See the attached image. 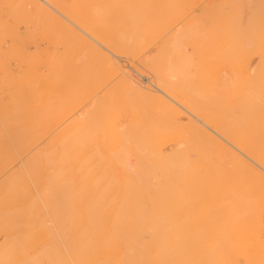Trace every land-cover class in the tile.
<instances>
[{"label":"bare ground","instance_id":"bare-ground-1","mask_svg":"<svg viewBox=\"0 0 264 264\" xmlns=\"http://www.w3.org/2000/svg\"><path fill=\"white\" fill-rule=\"evenodd\" d=\"M24 1H22V3H25ZM34 1H36V0H34ZM37 1H39V2H35L33 4V0H31V2H29V3L30 4L32 3L33 4L32 6H35L34 9L36 10V13L38 15H41L39 13L44 14L45 18L47 19L46 21L48 23L46 21L45 22L47 24H49V26L48 25L44 26L45 28L48 26V31H49L48 33H50V30H52V31H54V33L56 32L57 35L59 33V35L63 34L65 37L66 36L70 37L71 40H73L72 45L75 44V46H76V44H77V46H80L79 48H81V47L83 48L82 54L84 52L86 53L85 50H88L89 60H90V69L88 68V70H90L89 72L91 75L90 77L89 76L88 77L90 79H92L94 76V78L92 80H90L89 78H88L89 80L87 79V81H89V83L92 82L91 84L97 88L100 86L102 87V85L108 81L111 83H112V81H115L113 83V85L115 84V85L120 86L121 89L117 88L114 85L117 88V90H120V92L123 89L122 92H124V90H125V93L128 95H131V97L134 96V98L136 97V98L142 99V100L146 99V100H149V102L151 99H155L153 101L154 104L160 105V102H159V99L161 100L160 96H158V95L154 96L150 89L139 84V82L132 75L126 73L124 70H120L119 66L117 65V63L114 60L115 59L114 56L119 58V56L131 55L133 57L139 58L141 65L143 64L144 67L146 66L147 70L149 68L152 69L154 72L152 74V76H154V78H156L157 69H156V66L154 65L153 56H152L153 54L151 55L150 53H143L144 48L142 46H144V45H142L141 43L145 42V40L144 41L142 40L144 35H146V37L148 35V37L146 38V41H149V39H151L152 36H155L156 35L155 33L161 29V27H162L161 25L166 23V21L163 22V19L165 20L166 18H163L162 14L160 15L161 16L160 17L158 15V12H159V9H160V11H161V9L164 10L163 5H161L163 8L162 7L160 8L159 4L160 3L163 4V1H165L164 2V4H165L167 0H148L147 2H145L144 0H74L73 4L69 0L71 2V3L67 4L69 6L64 5V3L62 4V2H60V3L58 2V4H59L58 5V4H56V2H54L55 0H37ZM173 1L174 0H172V2ZM177 1H181V0H177ZM184 1L183 2L185 4L187 1L186 0H184ZM191 1H194V0H191ZM258 1H260V0H258ZM263 1L264 0H262L261 2H263ZM12 2H13V0H12ZM172 2L170 1V3H172ZM167 3H169V2H167ZM173 3L171 5L172 7L174 5ZM177 3L175 5H177ZM191 3H193V2H191ZM191 3H189V4H191ZM234 3H236V2H234ZM18 4H20L21 7L23 6L21 3H18ZM20 5H18V6L20 7ZM15 6L17 8L16 3H15ZM168 6L170 7V4H168ZM252 6H254V5H252ZM8 7H10V6H8ZM19 7L17 8L18 10H20V8H21V7L20 8ZM240 8H241V6H240ZM167 9H168V7H167ZM177 9H176V6H174L173 10L175 11ZM207 9H208V7H207ZM214 9H213V12H214ZM231 9L234 10L233 7ZM231 9H230V11H231ZM7 10L8 9H6V11ZM12 10H13V7H12ZM16 10H15V12H16ZM23 10L25 12L27 9L25 10V8H23ZM23 10L21 12H23ZM163 10L161 12H163V13L165 12V15L168 14L166 16H169L170 13L171 14L174 13V12H172L173 10H171L170 8H169V10H167L168 12L171 11L170 13H166V11H163ZM224 11H226V10H224ZM251 11H252V9H251ZM29 12L30 11H28L27 13H29ZM32 12H34L33 9H32ZM147 12L149 13V15L147 14ZM227 12L229 13V11H227ZM232 12H230L231 16L233 14H235V13L232 14ZM234 12H236V11H234ZM11 13L13 14L14 12H11ZM11 13H10V16L12 15ZM36 13H34L35 17H36ZM230 13H229V15H230ZM210 14H212V12ZM217 14H219V13H216V15ZM24 15H26V14H23L22 16H24ZM27 15H30V14H27ZM27 15H26V17H28ZM157 15L160 18H163L162 20L159 18L162 21V24H160V26L157 25V23L161 22V21L158 22V16ZM223 15L225 16V14H223ZM8 16H9V14H8ZM31 16H33V15L31 14ZM166 16H164V17H166ZM251 16L255 17V15H251ZM15 17H14V19H15ZM36 18H38V17H36ZM231 18H233V17H231ZM39 19L40 18H38V20ZM212 19H213V17H212ZM238 19L240 20V17H238ZM38 20H36V21H38ZM235 20H236V18H235ZM252 20H254V19L252 18ZM17 21L14 20V22H17ZM25 21L27 22V19ZM39 21H41V19ZM230 21H231V19H230ZM249 21H250V19H249ZM5 22H6V20L4 21L3 24H5ZM29 22H31V21H29ZM216 22H218V21H216ZM223 22H224V20H223ZM223 22L220 23V25H225V24H223ZM243 22H244V20H243ZM243 22H241L240 24H242ZM155 23L157 26L155 25ZM230 23L232 25V21L227 22V24H230ZM233 23L235 24L236 22H233ZM249 23H251V21ZM27 24H28V22H27ZM27 24H26V26H27ZM217 24L218 23H216V25ZM7 25L8 24H6L5 26H7ZM154 25L156 26L155 28H153ZM216 25H214V26H216ZM250 25L251 24H249L248 26H250ZM253 25H255V23L254 24L252 23V26ZM5 26L3 28H5ZM158 26L160 28H157ZM227 26H229V25H227ZM243 26H244V24H243ZM243 26H241V27H243ZM0 27H1V25H0ZM241 27H239V28H241ZM15 28H16V26H15ZM49 28H50V30H49ZM200 28H204V27H200ZM218 28L220 30V27H218ZM225 28L226 27H223V29H225ZM236 28L237 27L235 25V29ZM244 28H245V26L243 27V30L240 29V31L241 32L245 31ZM5 29H3L4 32H5ZM154 29H155V31H154ZM156 29H158V31ZM235 29H234V31H235ZM238 29H236L235 34H234V32H232V33L234 35H236V33L238 34L239 33ZM1 30H0V32H1ZM201 30H203V29H201ZM44 31L47 32L46 30H44ZM224 31L227 32L226 29ZM231 31H233V28ZM248 31H246V33ZM4 32H1L3 34V36H5ZM15 33H16V30H15ZM199 33H201V32H199ZM246 33L243 32L242 34L246 35ZM248 33H250V32H248ZM153 34H155V35H153ZM219 34H220V32H219ZM224 35L221 36V34H220V37H223ZM226 35H228V32ZM234 35H231V36L236 37ZM245 35H244V38L247 37V36L245 37ZM254 35H256V34H254ZM2 38L3 37H1L0 39H2ZM86 38H89V40L92 42H88L86 40ZM250 38H252V37H250ZM230 39H232V38H230ZM240 39L243 41L242 38H240ZM54 40H55V37H54ZM61 40H63L62 36H61ZM221 40H223V39H221ZM174 41L175 40H173V42ZM232 41H233V39H232ZM167 42H169V41H167ZM167 42H165V43H167ZM17 43H18V41H17ZM171 43H169V45H172ZM228 43H229V41L227 42V44ZM225 44L222 43V45L226 46L227 44L226 45ZM234 44L236 45L238 43H234ZM220 45H221V43H220ZM229 45H231V44L229 43ZM229 45L227 48L230 47ZM166 46H167V44H166ZM165 47H164V49H165ZM220 47L222 48V46H220ZM220 47H218V48H220ZM9 48L12 49V46ZM227 48H226V50H227ZM11 49H9V50L11 51ZM63 50H65V48ZM173 50H174V48H173ZM224 50H225V47H224ZM229 50H230V48H229ZM239 50H241V49H239ZM239 50L237 51V53H239V55H240ZM245 50L247 51V49H245ZM10 51H9V53H11V56L16 55V57H17V54L12 55L13 52H10ZM17 51H18V49H17ZM80 52H78V54ZM168 52H169V50H168ZM170 52H171V50H170ZM222 52H223V50H222ZM253 52H255V51H253ZM174 53L175 52H173V54ZM220 54L222 56H224L222 53H220ZM242 54L244 55V53H242ZM68 55H69V53L67 54V56ZM79 56H80V54H79ZM177 56L179 57V54ZM82 57L83 56H81V58ZM170 57H172V55ZM181 57H182V55H181ZM236 57L239 58L238 55ZM17 58H15V59H17ZM67 58H65V59H67ZM177 58H176V60H177ZM241 58H242V56H241ZM243 58H245V57H243ZM69 59L71 60L70 57H69ZM171 59H173V58H170L169 60H171ZM49 60H50V57H49ZM79 60L81 61L82 59H79ZM232 60H236V58L231 59V61ZM16 61H18V60H16ZM245 61H247V60H245ZM183 62H184V60H183ZM239 62L238 63L234 62V63H235V65L237 63V66H238V64H241ZM79 63H77V64L80 65ZM172 63H173V61H172ZM175 63L177 64V61ZM175 63H173V64H175ZM184 63H186V62H184ZM228 63H230V62H228ZM77 64L73 65V66H75V68H76V67H78ZM166 64H167V62H166ZM170 65H171V62H170ZM164 66H167V65H164ZM164 68H166V67H164ZM169 68L171 69L172 67H169ZM7 69H9V68H7ZM72 69L74 70V68H72ZM245 69L246 68H244V70ZM76 70L78 71V68H76L75 71ZM161 70H160V72H161ZM167 70H168V68H167ZM167 70H165V71H167ZM214 70H216V69H214ZM75 71H73V72H75ZM165 71H163V72H165ZM84 72H86V71H84ZM233 72H235V71H233ZM67 73L65 76H67ZM165 73H167V72H165ZM177 73L179 74V72H177ZM213 73H214V71H213ZM242 73H244V72H242ZM242 73H240V74H242ZM138 74H140V73H138ZM63 75H61V77ZM168 75L169 74H167L166 77ZM223 76H224V74H223ZM4 77H8V76L4 75ZM54 77H56V76H54ZM182 77H183V75H182ZM28 78L29 77H27L26 82L29 80ZM36 78H38V77H36ZM160 78H163V77H160ZM184 78H185V76H184ZM23 79H26V78H23ZM17 80H18V78H17ZM66 80H68V79H66ZM76 80H78V78ZM76 80H74V81H76ZM167 80H168V84H169V79H167ZM167 80H166V83H167ZM183 80H185V79H183ZM51 81H53V80H51ZM93 81L95 84H93ZM181 81H182V79H181ZM250 81H251V79L249 81L244 80V84L249 83L248 84V86H249L251 84ZM159 82H160V85L161 84L163 85L165 83L164 81L162 83L160 80H159ZM188 82L189 81H187V83ZM12 84H14V83H12ZM67 84H66V87H67ZM106 84H105V86H107ZM171 84H172V82H171ZM252 84H253V82H252ZM40 85L44 86L45 83H42ZM47 85H45L44 87L42 86V88L44 89L42 91H45V92H43L45 96L48 97L49 95H52V93L54 94L55 92H53V91H55V90H56V92H58L57 89H52L50 87H46ZM56 85H58V84H56ZM92 85H91V87H92ZM164 85H166V84H164ZM186 86H187V84H186ZM89 87H90V84H89ZM89 87L87 89L91 88V87L90 88ZM236 87H237V85H236ZM250 87H248V88H250ZM46 88H48V89H46ZM109 88H106L108 93L111 92V89L109 90ZM178 88H180V87L178 86ZM189 88H190V86H189ZM51 89H52V91H50ZM93 89L94 88L92 87V89H90V90H93ZM170 89H171V87H170ZM228 89H227V91H228V95H229ZM27 90H29V89H27ZM47 90L49 92H52V93L46 94V92H48ZM159 90L162 91L161 89H159ZM186 90H188V89H186ZM233 90H235V89H233ZM245 90L244 91L242 90V92H241L243 94V96L240 92L237 94L239 96H237V99L234 100L235 104H237L238 106H241L242 107L241 110H243V107H247L248 109H250V106H252L255 109V105L257 102V100L255 98L256 96L254 95L255 92L252 93L253 89L251 91H250V89H249V91H245ZM24 91H23V94L26 95L24 93ZM102 91L104 92L103 87H102ZM178 91L180 92V90H178ZM63 93H65V92H63ZM83 93H85V92H83ZM111 93H114V91ZM115 93H116V91H115ZM162 93L165 95V97H168L172 102L180 105L182 108H185L179 102L175 101V99L172 98V97H175L173 94L170 93V95H172V97H171L170 95H167L168 93H165L164 91H162ZM183 93H186V92H183ZM234 93H236V92H234ZM234 93L232 95H229V96L236 95ZM8 94H9V92H8ZM21 94H22V91H21ZM58 94H60V93H58ZM179 94L180 93H178V95ZM4 95H6V94H4ZM10 95H12V92ZM24 95L21 96V99L24 98ZM104 95H106V94H104ZM111 95L112 94L109 95V98H108V96H106V100H105V97L103 98L100 94L99 98H103V99H102V101H99L98 98L95 100L96 106H94V108H95V109H93L94 111L93 110L90 111L91 112L90 115H92V112L94 113L98 108L101 109V106L103 104L108 105L107 102H109V106H110L111 102H112V105H114L115 95L114 96L112 95V98L114 97V99L110 100ZM186 95H188V94H186ZM0 96H2V93ZM156 96H158L159 99ZM12 97H14V96H12ZM25 97H27V95ZM52 97L54 98L55 95L49 96L48 99L49 98L51 99ZM61 97H62V95H61ZM50 99H49V101H50ZM201 99H200V101H201ZM1 100H3V99L1 98ZM9 100H10V98H9ZM24 100H26V99H24ZM55 100H57V99H55ZM62 100H64V97ZM190 100L191 99L189 98V102H190ZM20 101H22V100H20ZM51 101H52V99H51ZM96 101L99 102L100 104L97 103ZM10 102H12V101H10ZM53 102H55V101H53ZM146 102L148 103V101H146ZM151 102L148 103L147 105L151 104ZM164 102H165V100H164ZM183 103L184 104L186 103L185 100ZM190 103H192V102H190ZM261 103H263V102H261ZM14 104H16V103L14 102L12 105H14ZM30 104L28 103L27 106H29ZM168 104H167V102L164 103V105H166L165 107L163 105L164 110L167 109V111H168V106H170V108L173 107V106H171V104L170 105H168ZM106 105H105V107H106ZM260 105L261 104H259V106ZM263 106H264V104H263ZM13 107L14 106H12V108H9L8 110H10V109L13 110ZM45 107L47 109L48 106H45V104H44L43 106L39 107L38 109H31L32 107L30 109H27L28 112L25 115L26 119L24 120V123H19V124H17V126H15L13 123L10 124V122H7V120H10L9 117L11 116V113H10L9 117H8V115L0 116V126H2V127H0V179L6 178L7 176H9V180H10L9 183H7L4 187L5 191H4L3 195L5 196V198H2L0 196V199H1L0 200V206H2L1 205V204H3L2 202L6 201L9 198V200L14 199V201L23 203V205H24L23 208L25 210L32 211L34 208V206H33L34 204L32 203V199L29 198L30 187L27 183V179L37 180V179L41 178L43 171L46 170V168H48V170H49L48 166H51V165H54L57 168V169L55 168L56 172L54 171L55 175H57L58 173L59 174L60 173H67L69 175V173H73V172H76L75 175H79L82 172L83 178H84V176L87 177L88 174H92V176L94 174L95 175L94 177L96 180L99 179V177H98L99 175H104L106 173L109 174V172H111V173H115L114 176L116 174H117V176L119 175V178L116 177L119 181L114 180V181H118V182L117 183L115 182L116 184L115 183L113 184L112 180L114 177L112 178V180L110 182L113 185L111 183H109V193L107 196L104 194L97 195V196L96 195H90L87 197V200L84 201V197L82 196L81 193H79V187L80 186L77 188L78 193H76V194H70V193H66V192L63 193L62 191H59L57 188H54L51 185H49V187L45 190L46 195L50 196L53 200L51 202V204H49V207L52 209L54 207H59V206L69 207L72 203L73 204L75 203L77 206V210H80L82 212L84 211V209H86V210L89 209L88 211L97 210L99 208L104 209L106 207L109 209V211H110V222H111L110 233H109L110 234L109 235L110 236V238H109L110 239V249H109V255L104 259V261H106V264H258V262L260 261V258L262 257L261 254L264 253V249H262V247L260 246L259 234L250 232L249 229L246 227V224L244 223L248 220H253V219L257 218V216L259 218H261L262 214H264V143H262V144L259 143L260 140L257 137L258 132H256V129H254L255 131L254 130L251 131V129H253V128L251 127V129H250L249 128L250 125L249 126L247 125L249 129L248 128H247V130L244 129V131L243 130L240 131L242 129V127L240 129L238 125L237 126L235 125L236 126L235 128L238 127L240 129L239 131H230V130L226 129L223 131V133L219 134L220 138L225 142L224 144H219L220 142L217 143L218 142L217 139H215L213 136V138H214L213 140L217 144L216 145L214 144L215 146L210 144V146H213V147L208 148V149H204V148L197 149L195 152L196 156L191 155V156H194V158L191 159V157H189V154L191 152L189 151L190 153H188L187 151L180 148L183 146H180V147L177 146V148H179V149H173L170 153H169V151H168V153H166L164 151V149L161 148V146L157 143L158 141H156V139H158V137L160 138L161 134L166 135L165 131L168 128H169L168 129V131H169L170 127H171V126L167 125L165 127L166 130L164 129V126L162 128L163 124L161 125L160 121L162 120L163 117H166L167 113L163 114V112H158L159 114L162 113V114H160L161 116L163 115V117L160 116L161 120H157V121H159L158 124L161 125V126H159L160 130L163 129L162 132L163 131L164 132L162 133L159 130L160 133L158 134L156 131L155 133H157V134H155V135L152 134L154 132H152V133L147 132L148 133V135H147V134H145L144 129H142L140 131V133L142 134V137H143V133H144V137L140 138V141H141L140 143H142V140L145 137L149 136V134L153 135L154 139L156 138L154 141L153 138H151L152 136L151 137L149 136L151 138V139L150 138L149 139L151 140V143H153V145L150 143L144 144L146 146L145 148L146 149L148 148L149 149L148 151H150L149 152L150 155L144 153V154H146V156L148 155V157H146V156H142L143 153L139 147L140 145H143V143H145L146 140L145 141L143 140V143L140 144V143H136V142H139L138 140L136 142H133L135 139H133V137L129 136L133 140V141L131 140L133 142V143H131L127 139L128 132L130 133V130H128L127 132H125L126 131L125 130L124 131L125 134L123 136V134L120 133L121 129L118 126H117L118 128L116 127V129H118L117 131L115 128L112 129L111 126L113 127V124L110 123V125H111L110 126L107 123L108 121L106 122V119L107 120L110 119V118H108L110 114L109 115L106 114L107 116H103V118L104 117L106 118L104 120V122H106V123L102 122L103 126L102 125L101 126H99V125L94 126L93 129L100 127L101 132L103 133V131H104L103 128L109 125L108 127H106L108 130H105L106 134L104 135V141L102 142V140H101V142L104 145V148H103V145L101 147L104 149L105 152L107 150L110 151V149H112V148L114 149V151H116V150L117 151L112 152L115 154L114 155L111 154V156H108L107 158L105 157L106 156L105 155L104 159H107V160H105L103 162V160H102L103 157H101L103 154L101 155L100 152L97 151V147L94 146V142H93V140L95 139L94 135L89 133V131H88L89 129H87L88 133L84 131V133L82 132V134H81L83 127L77 125V122L79 121L80 118H82V116H85V114H87V113L89 114V111L84 114L85 109L83 111L77 113V118L75 120L76 125L74 124V122L72 124L73 126L70 125V122L67 124L68 127L69 126L74 127L73 133L75 135L72 136L71 132H69V134H70L69 136H68V134L66 135V133H68V132H64V131L66 130L65 127L67 128V126H64V128L62 127L64 129V131H63V129H61L58 132H62L61 134L65 133L66 137L64 135H60V134H59L60 135L59 137L53 136L52 138H50L51 140H49V141H52L53 138L54 139L57 138L56 144H53V142H52V144H50L51 142L49 143V141H48V144H49L48 149L45 148V145H47V144H44L45 143L44 142L43 147L41 146V148L47 149V151H45V149H42L45 152L40 151L41 149H39V148H36V143H38L37 139H39L41 137L40 134H44L45 132L43 131L44 133H42V130H44L43 124H41L39 122H35V120L33 122L31 120V116H33L34 112L37 110L38 111L36 114H40V112L42 113L45 110ZM70 107L68 106V108L72 111L74 106L71 107L72 109ZM234 107L238 108V107H236V105ZM16 108H14V109H16ZM159 108H160V106H159ZM239 109H240V107H239ZM259 109H261V108H259ZM259 109H257V110H259ZM70 110H68V111H70ZM197 110L199 111V109H197ZM233 110H234V108H233ZM14 111H16V110H14ZM186 111H188V110L186 109ZM246 111L248 113L247 109H246ZM246 111L244 109L245 113H246ZM45 112H43V116H44ZM97 112H98V114L95 113L94 115H100L101 111L100 112L97 111ZM104 112H105V110H104ZM169 112H171V111H169ZM230 112H232V111H229V113ZM235 112H232V114H235ZM19 113H20V111H19ZM136 113L138 115L136 117L139 118L140 112L138 113V111H137ZM153 113H154V110H153ZM153 113H152L153 116H158V114L156 115ZM172 113H173V111H172ZM202 113H204V112H202ZM245 113H244L243 118H245L246 115L249 116L247 113L245 115ZM249 113L252 114L250 112V110H249ZM21 114L22 113L17 114V115H21ZM174 114L177 115V113H174ZM226 114H227V112H226ZM240 114H241V112L239 113V115ZM52 115H54V114L52 113ZM90 115H87L86 117L89 116V119H90L91 118ZM190 115H191V117H193L195 122H197V124H198L195 126L194 130L199 131L198 134H200V133L204 134V137L206 136L205 139L207 138V136L210 137L211 134H208V132L205 130L210 128V122L213 120L210 121L207 118V116H203L201 114H193V112L191 113V111H190ZM211 115H212V113H211ZM228 115L229 114H227V116ZM25 116L23 117V119L25 118ZM43 116L41 115V117H43ZM258 116H256V117L259 118L260 116L259 117ZM17 117H20V116H16L15 117L16 120H17ZM37 117L39 118V116L37 115L35 117L38 120ZM149 117L151 118L152 116H149ZM160 117L158 116L157 118H160ZM169 117L168 116L166 117L167 121L169 120ZM175 117L178 118L179 116H175ZM262 117H264V116H262ZM92 118H93V116H92ZM141 118H142V110H141L140 119ZM152 118H154V117H152ZM171 118H174V117H171ZM235 118L237 120L239 117L235 116ZM240 118H241V116H240ZM246 118H248V117H246ZM251 118L252 117H250V119ZM42 119H44V118H42ZM83 119L84 118L81 119L82 122H83ZM86 119H88V118H86ZM132 119H133V117H132ZM132 119H130V120H132ZM178 119L177 120L174 119L175 120L174 123L176 124V126H177V123L179 122ZM18 120H20V118ZM179 120H182V118ZM85 121L87 122V120H85ZM90 121H92V120L90 119ZM93 121H94V119H93ZM98 121L100 122V120H98ZM136 121L138 122L139 120H135V122ZM152 121H154L153 125L157 124V123H155L156 118H155V120L152 119ZM11 122H12V120H11ZM17 122H19V121H17ZM43 122H45V121H43ZM96 122L97 121L95 120V123L94 122L93 123L96 124ZM133 122H131V123L134 124ZM146 122H144V123L146 124ZM216 122L217 121H215L214 123L216 124ZM240 122H241V120H240ZM248 122H251V121H248ZM260 122H261V120H260ZM163 123L166 124L165 120ZM170 123L171 124L173 123V119H171V122H168V124H170ZM220 123L221 122H219V124ZM78 124H80V123L78 122ZM87 124H89V123H87ZM148 124L149 123H147V125ZM245 124H246V120H245ZM12 125H14V126H12ZM91 125H93V124L91 123ZM147 125H146V127H147ZM172 125L173 126L171 128V131H169L170 133L167 131L168 132L167 137L170 136L169 134L172 135L171 132L175 133L178 136L177 130H176V132H174L175 131L173 129L174 124H172ZM3 126H5V128ZM87 126L89 127L90 125H87ZM87 126H84V127L87 128ZM230 126L233 127L232 123ZM70 127H69V130H71ZM134 127L137 129V127L135 125H134ZM146 127H145V130L147 129ZM153 127H157V125L153 126ZM159 127L158 128H151V129H153V131H154L155 129H159ZM245 127H246V125H245ZM90 128H91V126H90ZM149 128H150V124H149ZM177 128H179V127H177ZM189 128H190V126H189ZM235 128H234V130H235ZM223 129H224V127H223ZM229 129H230V127H229ZM139 130H140V128H139ZM107 131L110 133L109 136L107 135ZM180 131H182V129ZM221 131H222V129H221ZM58 132L56 134L57 136H58ZM92 132H93V130H92ZM131 132H132V130H131ZM98 133H100V132L98 131ZM112 133H114V135L117 137L118 136H121V137L123 136V138L126 137V140L125 139H124V141L122 140V143H124V142L125 143L120 144L121 139H119V137L115 138V136H113V139H111V137L113 135ZM132 133L134 134V132H132ZM136 133H138V132H136ZM140 133L137 134V136L140 135V137H141ZM95 134L98 136L97 132ZM118 134H120V135H118ZM179 134H180V132H179ZM205 134H208V135H205ZM84 135H85V137L83 138ZM261 135H262V133H261ZM101 136H103V135H101ZM101 136L99 135V138ZM106 136L108 138L111 136L110 137L111 140L108 139L109 141H107V142H109V145H107L108 148L110 146V141H113L115 138V140H114L115 142L116 141H117V143L120 142L119 144L123 145V147L125 146L124 148L128 149L130 152L136 151V154H139V152H140L141 155L139 154L136 158V154L134 153L135 158L137 160H135V163H131L128 160L129 156L128 157L126 156L129 154V152L124 153L123 151H125V150H123L122 146L118 145L119 148L117 147L115 149L114 145L112 146V144H111L112 148L110 147L108 149L106 147L107 150H105V144H107V142H105V140H107V138H105ZM137 136L134 138L137 139L138 138ZM196 136H198V135H196ZM167 137L164 136L161 138L164 139ZM172 137L173 136L168 137L167 138L168 141L170 138L172 139ZM185 138L183 136V138H181V139L179 138V141L184 139L185 141L184 140L182 141L184 144V142H186ZM198 138L199 137H197V139ZM200 138H202V135ZM174 139H172V140H174ZM176 140H174V141H176ZM189 140H191V139H189ZM159 141H160V144H163L164 142L166 144L167 140L164 141V140L159 139ZM174 141H172V142H174ZM200 141H202V143L204 145L205 141L203 142V139ZM211 141L212 140L209 138V142H211ZM209 142H208V144H209ZM135 143L138 144V146H135L136 145ZM155 143H157V144H155ZM99 144H101V143H99ZM113 144H114V142H113ZM148 144L150 146H148ZM189 144H191V143H189ZM189 144H188V146H189ZM199 144H200V142H199ZM191 146H192V144H191ZM210 146H208V147H210ZM50 147L53 150H51ZM136 147H138L139 149H137ZM141 147H142V149H144V146H141ZM184 147H185V145H184ZM203 147H206V146H203ZM118 149H120V150H118ZM137 150H139V151H137ZM145 150H143V151H145ZM52 151H54V156H52V154H51ZM47 152H49L50 154H48ZM191 154H193V152ZM9 169H11V170L8 172V174L4 175L7 173V171ZM51 169H52V167H51ZM50 171H52V170H50ZM47 173L45 172V174H47ZM50 173H53V172H50ZM96 173L98 174V176ZM48 175L49 174H47L46 176H48ZM55 175H53V176L50 175V176H51V178L58 176V175L57 176H55ZM70 175H72V174H70ZM108 176H110V175H108ZM88 177H89V175H88ZM90 178H92L91 175H90ZM62 187L67 189L70 186L64 185ZM74 210H76V209H74ZM227 211L228 212H236L238 214L237 216L235 215V218L233 220L235 223H236V221L238 222L236 224V226L226 227L225 225H216V226L200 225V224H198L199 218L198 217L193 218V216H195L196 213L197 214L200 213V214H202L201 215L202 218H206V219L212 221V220L217 218V217L216 218L212 217L211 216L212 214H218V213L220 214L222 212L224 213ZM84 213H87V212H83V214ZM182 213L192 214V215H186V216L192 222L195 221V223L188 228L187 227L179 228L177 226V221L180 219H183L180 217V214H182ZM204 214H205V216H203ZM230 219H233V218H230Z\"/></svg>","mask_w":264,"mask_h":264},{"label":"rangeland","instance_id":"rangeland-1","mask_svg":"<svg viewBox=\"0 0 264 264\" xmlns=\"http://www.w3.org/2000/svg\"><path fill=\"white\" fill-rule=\"evenodd\" d=\"M20 1L21 0H13V2H12V0H9V1L8 0H0V8H1L0 9V20H1L0 21V23H1L0 24L1 25L0 30L2 29L1 32H4L3 29L6 28L5 29L6 33L4 32L5 36H3V34L0 32V36L3 37L2 39H0V95L2 93V96H0V110H1L0 116L8 115V117H9L10 113H11V116L9 117L10 120H7V122H10V124L13 123L15 126H17V124H19V123H24V120L26 119L25 115L28 112L27 109H30L31 107H32L31 109H38L39 107L43 106L44 104H45V106H48L47 109L45 107V110L43 111V112L46 111L44 113L45 117L43 116V112L42 113L40 112V114H36L38 110L34 112L33 116H31V120L33 122L35 120V122H39V123L43 124V127H44V130H42V133H44V132L45 133L40 134L41 137L40 138L38 137L39 138V139H37L38 143H36V148L41 149L40 151H44L42 149H45V148L48 149V146H49L48 141L51 140L50 138H52L53 136L59 137L60 135H64L66 137L67 134H68V136L70 135L69 132L72 133L71 134L72 136L75 135L73 133L74 127H72L73 126L72 124H73V122L75 124V120L77 118V113L83 111L84 109H85L84 114L88 111H89V114L87 113V114H85V116H82V118H84L83 122L81 120L82 118H80L78 121L80 124H78V122H77V125L83 127L81 134H82V132L84 133V131L87 133L89 131V133L94 135V137H95V139H94L95 141L93 140L94 146L97 147V151L100 152L101 155L103 154L101 156V157H103L102 158L103 162L105 160H107V159H104L105 155H106L105 157L107 158L108 156H111V154H113V155L115 154L112 152L117 151V150L114 151V149L112 148L113 145H114L115 149L117 147L119 148V146L123 147V145H120V144L125 143V142L122 143V140L123 141H124V139L126 140V137L123 138V136H124L125 132H127L128 130H130V133L128 132L127 139L131 143L136 142L137 140L139 142H136V143H140L141 142L140 138L144 137V133H143V137H142V134L140 133V131L142 129H144V132L147 135H148V133H152V132H154L152 134L155 135L157 133L159 134L160 132H162L163 129L160 130V127H159L162 124H163L162 128L164 126L165 130H166L165 127L167 125H169V126H171L169 131H171V128L173 126L172 124H174V128H173L175 130L174 132H176V130H177L178 136L175 133L171 132L172 135L169 134L170 136H168V137L173 136L175 139L173 137H172V139H174V140H176L178 137L180 139L183 138V136H184V138L186 136L187 137L185 138L186 142H184V144L182 142L184 139L179 141V138L176 141H174L170 138L171 140L169 139V141H170L169 142L167 139L168 138L167 133L169 132L168 131L169 128H168L165 131L166 135L161 134V137L166 136L167 138H164V139H162L161 137L160 138L158 137V139L155 138L156 141H158L157 143L161 146V148H163L166 153H168V151L170 153L173 149H179V148H177V146L178 147H180V146L184 147V145H185L184 148L183 147H180V148L187 151L188 153L193 152V154H191V153L189 154V157H191V159H193L194 156H196L195 152L199 148L208 149V148L215 146L219 142H220L219 144H224L225 142L220 138L219 134L223 133V131L226 129L230 130V131H239L242 127V129L240 131H242V130L244 131V129L247 130L248 126L250 125L249 128L250 129H251V127L253 128V129H251V131L256 129V132H258L257 137L260 140V141L258 140L259 143L260 144L264 143V117H262V116H264V106H263V104H264V83H263L264 82V44H263L264 43V37H263L264 36V1L261 2L262 0H260V1H258V0H253V1L252 0L251 1L250 0H194V1L186 0L187 2L184 4V2H185L184 0H183L184 2L182 0L181 1L174 0L175 2L176 1L178 2V3L176 2L177 5H175L176 3L174 1H173L174 2L173 3L172 0H167L165 4H164L165 1H163V4L160 3L159 4L160 8L162 7L161 5H163V7H164V10L161 9V11L163 10V11H166V13H170L171 11L168 12L167 10H169V8L171 10H173L174 6H176V9L178 8L177 9L178 11L173 10L172 12H174V13H172V14L170 13L169 16H166L168 14L165 15V12L163 13L159 9L158 15L160 16L162 14V17L166 18V19L164 20L163 18H160L161 16L159 17L157 15L158 16V22L163 19V22L166 21V23L161 25L162 27L159 31H158V29H156L158 32L155 33L156 35L153 34L155 36H152V38L149 39V41H146V38L148 37V35H147V37H146V35H144V37L142 39L143 41L145 40V42H143L144 44L141 43L142 45H144V46H142L144 48L143 53H150L151 55L153 54L152 56H153L154 65L156 66V69H157V75H156L157 79L154 78V76H152V74L154 73L152 69L149 68L147 70L146 66H145L146 67L145 68L143 64L141 65L139 58L133 57L131 55L119 56V58L114 56L115 57L114 60L117 63V65L119 66L120 70H124L126 73L132 75L139 82V84L150 89L154 96L155 95L160 96L162 101L159 99L158 96H156L159 99L160 105L154 104L153 101L155 99H151L150 100V102L152 101L151 104L147 105L148 103H150L149 100H146V99L142 100V99H138L136 97L134 98V96L131 97V95H128L125 93V90H124V92H122L123 89L120 92V90H117V88L121 89L120 86L114 84L117 87L116 88L113 85V83L115 81H112V83L108 81V82H106L107 84L104 83L102 85L104 92L102 91L101 86L97 87V88L95 86H93L91 84L92 82L89 83V81H87V79L91 76L90 72H89L90 70H88V68L90 69V60H89L88 50H85L86 53L84 52L86 55L84 53L82 54L83 48L82 47H81L82 49L79 48L80 46H77V44H76V46H75V44L72 45L73 40H71L70 37H68V36L65 37L63 34L59 35V33L57 35V33L56 32L54 33V31L50 30V28H49L50 33H48L49 32L48 31L49 24H47L48 23L46 21L47 19L45 18L43 13H39L41 15H38L36 13V10L34 9L35 6H32L35 2H39V1L33 0V4L29 3V2H31V0L30 1L29 0H25V1L22 0L25 3H22V1L21 2ZM70 1L73 4L74 0H70ZM70 1L69 0H57V1L55 0L54 2H56V4H58V2L59 3L62 2V4L64 3V5L69 6L67 4L71 3ZM144 1L147 2L148 0H144ZM170 1L174 4L173 7L171 6L172 3H170ZM233 1L236 3H234ZM167 2H169V3H167ZM191 2H193V3H191ZM15 3L17 4V8L19 7L18 5H20L18 3H21L23 5L22 7L20 5V7H21V8L19 7L20 10H18L16 8ZM189 3H191V4H189ZM168 4H170V7L168 6ZM252 5H254V6H252ZM8 6H10V7H8ZM240 6L242 9L240 8ZM12 7H13V10H12ZM167 7H168V9H167ZM207 7H208V9H207ZM232 7L234 10L231 9ZM23 8H25V10L26 9L27 10L24 12ZM6 9H8V10L6 11ZM21 9L23 10L24 13L21 12L22 11ZM32 9L34 10V12H32ZM213 9H214L215 13L213 12ZM230 9H231V11H230ZM251 9H252V11H251ZM15 10H16V12H15ZM224 10H226V11H224ZM28 11H30L31 13L30 12L27 13ZM227 11H229V13L233 11L232 14L233 13H235V14H233L231 16V13L229 15V13ZM234 11H236V12H234ZM11 12H14V13L12 14ZM211 12H212V14H210ZM251 12L252 13L254 12V13L252 14ZM10 13L14 17L16 16L15 19L12 15L10 16ZM34 13H36V17L40 18L41 21H39L40 19L38 20V18H36L34 16L35 15ZM216 13H219V14L216 15ZM238 13L239 14L241 13V14L239 15ZM8 14H9V16H8ZM23 14H26V15L30 14V15H27L28 17H26V15L22 16ZM31 14L33 16H31ZM147 14L149 15L148 12H147ZM223 14H225V16ZM251 15H255V17L251 16ZM164 16H166V17H164ZM212 17H213V19H212ZM231 17H233V18H231ZM238 17H240V20L238 19ZM235 18H236V20L237 19L238 20L236 21ZM252 18L254 20H252ZM26 19H27L28 24L25 21ZM230 19L232 21V25H231V23L227 24L228 21L231 22ZM249 19H250L251 23H249L250 22ZM5 20H6L5 24H3ZM14 20L15 21L20 20V21L14 22ZM36 20H38V21H36ZM223 20H224V22H223ZM243 20H244V22H243ZM29 21H31V22H29ZM216 21H218V22H216ZM222 22L225 25H220V23H222ZM233 22H236V23L234 24ZM241 22H243V23L240 24ZM216 23H218V24L216 25ZM252 23L253 24L255 23V25L252 26ZM6 24H8V25L5 26ZM26 24H27V26H26ZM160 24H162V21L157 23V25H159V26H160ZM243 24L245 26V28H244L245 31H243V32L246 33V31L249 30L248 32H250L251 34L248 32L246 33V35L242 34L243 32H241L240 29L243 30V27H244ZM249 24H251V25L248 26ZM45 25H48V26L45 28L44 27ZM155 25H156V23H155ZM155 25L153 28H155L157 26V25L156 26ZM214 25H216V26H214ZM227 25H229V26H227ZM235 25L237 27L236 29L243 26V27L238 29L239 33L238 34L236 33V35H234L236 32ZM4 26H5V28H3ZM15 26H16V28H15ZM159 26L157 28H160ZM200 27H204V28H200ZM218 27H220V30ZM223 27H226L225 29L227 30L228 35H226L227 32L224 31L225 29H223ZM232 28H233V31H231ZM201 29H203L204 31ZM234 29H235V31H234ZM15 30H16V33H15ZM44 30H46L47 32H45ZM154 31H155V29H154ZM199 32H201V33H199ZM219 32H220L221 36L226 33L225 34L226 36L224 35L223 37H220ZM232 32H234V34ZM254 34H256V35H254ZM231 35H234L236 37H233ZM244 35H245V37L246 36L247 37L249 36V37L244 38ZM61 36H62L63 40H61ZM54 37H55V40H54ZM229 37L232 38L234 42ZM250 37H252V38H250ZM240 38H242V39L244 38L245 40L243 39V41H242ZM221 39H223V40H221ZM86 40L88 42H92L89 40V38H86ZM173 40H175V41L173 42ZM17 41H18V43H17ZM167 41H169V42H167ZM226 41L227 42L229 41V43L231 45H229V43L227 44ZM165 42H167V43H165ZM169 43H171L173 46L169 45ZM220 43H221V45H220ZM222 43L223 44L226 43L227 45L225 44L226 46H224V45H222ZM234 43H238V44L235 45ZM166 44H167V46H166ZM228 45L230 46L229 47L230 50H229V48H227ZM11 46H12V49L9 48ZM163 46L164 47L166 46L165 49ZM220 46H222V48ZM172 47L174 48V50ZM218 47H220V48H218ZM224 47H225V50H224ZM62 48L63 49L65 48V50H63ZM226 48H227V50H226ZM9 49H11V51ZM17 49H18V51H17ZM239 49H241V50H239ZM245 49H247L248 52ZM168 50H169V52H168ZM170 50H171V52H170ZM222 50L224 53L222 52ZM238 50L240 52V55H239V53H237ZM9 51L13 52L12 55L17 54L18 58L16 57V55L11 56V53H9ZM172 51L175 53L173 54ZM253 51H255V52H253ZM78 52H80L79 53L80 56H79ZM231 52L232 53L234 52L233 53L234 55ZM68 53H69V55L67 56ZM220 53H222L224 56H222ZM242 53H244V55ZM178 54H179V57L177 56ZM169 55L170 56L172 55V57H170ZM181 55H182V57H181ZM237 55L239 56V58L236 57ZM81 56H83V57L81 58ZM241 56H242V58H241ZM49 57H50V60H49ZM69 57L71 58V60L69 59ZM243 57H245V58H243ZM15 58H17V59H15ZM65 58H67V59H65ZM170 58H173V59L169 60ZM176 58H177V60H176ZM235 58L237 61L236 60L231 61V59H235ZM79 59H82L83 61L82 60L80 61ZM244 59L247 61H245ZM16 60H18V61H16ZM183 60L186 63H184ZM238 60L239 61L241 60V61L239 62ZM172 61H173V63H175L177 61V64L176 63L173 64ZM166 62H167V64H166ZM170 62H171V65H170ZM228 62H230V63H228ZM234 62H237V63L239 62L241 64H238V66H237V63L235 65ZM77 63H79L80 65H78ZM76 64L78 66V67H76V68H78V71L76 70L77 72L75 71V69H76L75 66H73ZM230 64L231 65L233 64V65L231 66ZM164 65H167V66H164ZM164 67H166V68H164ZM169 67H172V68L170 69ZM7 68H9V69H7ZM72 68H74V70ZM167 68H168V70H167ZM244 68H246V69L244 70ZM214 69H216V70H214ZM160 70H161V72H160ZM165 70H167V71H165ZM73 71H75V72H73ZM84 71H86V72H84ZM163 71H165L167 73H165ZM213 71H214V73H213ZM233 71H235V72H233ZM177 72H179V74ZM242 72H244V73H242ZM66 73H67V76H65ZM138 73H140V74H138ZM240 73H242V74H240ZM167 74H169V75L166 77ZM223 74H224V76H223ZM4 75L8 76V77H4ZM61 75H63V76L61 77ZM182 75H183V77H182ZM54 76H56V77H54ZM184 76H185V78H184ZM27 77H29L28 78L29 80L26 82ZM36 77H38L39 79ZM160 77H163V78H160ZM17 78H18V80H17ZM23 78H26V79H23ZM77 78H78V80H76ZM93 78H94V76H93ZM66 79H68V80H66ZM92 79H90V80H92ZM167 79H169V84H168ZM181 79H182V81H181ZM183 79H185V80H183ZM250 79H251V81H250L251 84L249 86H248L249 83L244 84V80L249 81ZM51 80H53V81H51ZM74 80H76V81H74ZM159 80L162 83L164 81L165 82L164 84H166V85L163 84L164 85L163 86L161 84L162 85L161 86ZM166 80H167V83H166ZM187 81H189L190 83L189 82L187 83ZM171 82L173 85L171 84ZM252 82H253V84H252ZM12 83H14V84H12ZM42 83H45V85L48 84L46 87H50L52 89H57L58 92H56V90H55V91H53V92H55L54 94L52 92H49L48 90H47L48 92H46V94L52 93L53 96L54 95H55V97L57 96L56 98L54 97L57 100H55L52 97L51 98L52 101L50 98L49 99L51 102L49 101L48 97L52 96V95L48 94L49 95L48 97L44 95L43 92H45V91H42V90H44L42 88L43 85L42 86L40 85ZM185 83L187 84V86ZM56 84H58V85H56ZM66 84H67V87H66ZM89 84H90V87L92 85V87L94 88L93 90H90V89H92V87L90 88ZM93 84H95L94 81H93ZM105 84L107 86H105ZM236 85H237V87H236ZM169 86L171 87V89ZM178 86L180 88H178ZM189 86H190V88H189ZM88 87L90 89H87ZM248 87H250V88H248ZM106 88H109V90L111 89V92L114 91V93L109 92L113 96L115 95V99H114V97L112 98V95L110 98V100L114 99V101H115L114 105H112V102H111V104L109 106V102H107L108 105L103 104L104 106L102 105L101 109L96 108L97 110L94 113L92 112V115H90L91 114L90 111L95 109L94 108V106H96L95 100L97 98L99 101H102V99L104 97L106 100V96H108V98H109L110 94L108 93ZM27 89H29V90H27ZM46 89H48V88H46ZM52 89L50 91H52ZM159 89H161L165 93H168L167 95H170V93L173 94L175 97H172V95H170V96L173 99H175V101L179 102L185 108H182L180 105L172 102L168 97H165V95ZM186 89H188L189 91ZM227 89L229 90V95H232L234 92H236V93H234V94H236V95H234L235 97L229 96ZM233 89H235V90H233ZM249 89H250V91L253 89L252 93L255 92L254 95L256 96L255 98L257 100L256 105H255V109L252 106H250V109H248L247 107H243V110H241L242 107L235 104L234 100H236L237 96H239V95H237L239 92L241 93L242 90L243 91L244 90L249 91ZM178 90H180V92ZM21 91H22V94L24 91V93L27 95V97H25L26 95L23 94L24 98L22 97L23 99H21V96H23L21 94ZM62 91L65 93H63ZM115 91H116V93H115ZM8 92H9V94H8ZM11 92H12V95H10ZM83 92H85V93H83ZM183 92H186V93H183ZM3 93L6 95H4ZM58 93H60L62 95V97ZM178 93H180V94L178 95ZM100 94L103 98H99ZM104 94H106V95H104ZM186 94H188V95H186ZM12 96H14V97L16 96V97L14 98ZM242 96H243V94H242ZM63 97H64V100H62ZM1 98L3 100H1ZM9 98H10V100H9ZM189 98L191 99L190 102H192V103L189 102ZM24 99H26V100H24ZM200 99L202 102L200 101ZM20 100H22V101H20ZM164 100H165V102H164ZM184 100L186 102L185 104L183 103ZM10 101H12V102H10ZM53 101H55V102H53ZM68 101L69 102L71 101V102L69 103ZM146 101H148V103ZM14 102L16 104L12 105ZM166 102H167V104L169 103L168 105L171 104V106H173L172 107L173 109L170 108V106H168V111H167V109L164 110L163 108L166 106V105H164V103H166ZM261 102H263V103H261ZM28 103L29 104L31 103L32 105L30 104L31 106L30 105L27 106ZM97 103H99V102H97ZM259 104H261V105L259 106ZM105 105H106V107L107 106L108 107L106 108ZM163 105H164V107H163ZM235 105L238 108H235L234 107ZM12 106H14L13 110H11V109L8 110L9 108H12ZM68 106L69 107L74 106L73 109L70 107L72 109V111L68 108ZM159 106H160V108H159ZM232 107L234 108V110ZM239 107H240V109H239ZM258 107L261 108L262 110L259 109ZM14 108H16V109H14ZM186 109L188 111H186ZM197 109H199V111ZM244 109H245V111H246V109L248 110V113H247V111H246V113L250 117H252L251 119L249 116L246 115V113L244 112ZM257 109H259V110H257ZM14 110H16V111H14ZM68 110H70V111H68ZM104 110L106 113L104 112ZM141 110H142V118L140 119ZM153 110H154V113H153ZM249 110L252 114L253 113L254 114L253 115L250 114ZM19 111H20V113H22L21 115H17V114H20ZM97 111H99V112L101 111L100 115H94L95 113L98 114ZM137 111H138V113L140 112L139 118L136 117V116H138L136 113ZM169 111H171V112H169ZM172 111H173V113H172ZM190 111H191V113L193 112V114H201L203 116H207V118L210 121L211 120H213L214 122L217 121L216 124L213 121H211L210 122V128H208V129L205 128L206 129L205 131H207L208 134H211L210 137L207 136V138L205 139L206 136L204 137V134L200 133L202 135V138H200L201 135L198 134L199 131L194 130L195 126L198 124H197V122H195L193 117H191ZM229 111H232V112L236 111V112H235V114H232V112L229 113ZM158 112H163V114L167 113L166 117L170 116L169 120L167 121V118L163 117V115L161 116L160 114H162V113L159 114ZM202 112H204V113H202ZM226 112L230 116L229 115L227 116ZM240 112H241V114L239 115ZM243 112L246 115L245 118H243L244 117ZM52 113L54 115H52ZM152 113L156 114V115L158 114L159 117L160 116L163 117L162 120H161V117L157 118L158 116H153ZM174 113H177V115H175ZM211 113H212V115H211ZM106 114L107 115L110 114L108 117L110 119L107 120L105 117L103 118V116H107ZM13 115L14 116L15 115L20 116V117H17V120H16V118H15L16 116L14 117ZM37 115L39 116V118L41 117V115L43 117H41L40 119L37 117L38 118V120H37L35 118ZM87 115H90V117H91L90 119L92 121H90L89 116L86 117ZM255 115L256 116L259 115L260 117L258 116L259 118H257ZM24 116H25V118L23 119ZM92 116H93V118H92ZM149 116H152L154 118H152V117L150 118ZM175 116H179V117L181 116L180 118L179 117L178 118L179 119L182 118V120H179ZM235 116H237L239 118L241 116V118L240 119L238 118L237 119L238 121H237ZM85 117L88 119H86ZM132 117H133V119H132ZM171 117H174V118H171ZM246 117H248V118H246ZM19 118H20V120H18ZM42 118H44V119H42ZM155 118H156L155 123H157V124L153 125L154 121H152V119L155 120ZM93 119H94V121H93ZM105 119H106V122L108 121L107 123L109 125H110V123L113 124V127L110 125L112 129H114V128L116 129V127L118 126L121 129L120 133L123 134L122 137L118 136L119 139H121L120 140L121 143L120 142L117 143V141L116 142L114 141L117 136H115L114 133H112L113 134L112 137L110 136L111 139H113V136H115V138L113 141H110L109 148L110 147L112 148V149H110V151L107 150L106 147H107V145H109V142H107V141H109L111 139H110V137L109 138L107 136L105 137V138H107V140H105V142H107V144H105V150H107L106 152L103 149L104 145L102 142L104 141V135L106 134L105 130H108L106 127H108L109 125L104 127V128L102 127L104 129L103 133L101 132L100 127L93 129L94 126H98V125L101 126L102 122L106 123V122H104ZM130 119H132V120H130ZM163 119L165 120L166 124L163 123L164 122ZM171 119H173V123L168 124V122H171ZM174 119H176V120L178 119V121L180 122V123L179 122L177 123V126L174 123L175 122ZM11 120H12V122H11ZM85 120H87V122ZM95 120L97 121L96 124H94ZM98 120H100V122ZM135 120H139V121L135 122ZM157 120H161L160 121L161 125L158 124L159 121H157ZM240 120H241V122H240ZM245 120H246V124H245ZM247 120L251 121V122H248ZM260 120H261V122H260ZM17 121H19V122H17ZM43 121H45V122H43ZM69 122H70V125H72L71 127L69 126L72 131L69 130V127L67 126V124ZM131 122H133L134 124H132ZM144 122H146V124ZM219 122H221V123L219 124ZM230 122L232 123L233 127L230 126L231 125ZM87 123H89V124H87ZM91 123L93 125H91ZM147 123L150 124V128H149V124L147 125ZM14 125H12V126H14ZM87 125H90L91 128H90V126L88 127ZM134 125L137 127V129L134 127ZM146 125H147V127H146ZM156 125H157V127H153ZM235 125L236 126L238 125L240 129L238 127H237L238 129L235 128L236 127ZM245 125H246V127H245ZM64 126H67L68 129L65 127V129L67 131L66 130L64 131V129H63ZM84 126H87V128ZM189 126H190V128H189ZM0 127H2V126H0ZM3 127L5 128V126H3ZM145 127L147 128L146 130H145ZM158 127H159V129H155L154 131H153V129H151V128H158ZM177 127H179V128H177ZM223 127H224V129H223ZM229 127H230V129H229ZM139 128H140V130H139ZM234 128H235V130H234ZM61 129H63L64 132H68V133H66V135H65V133L61 134L62 132H58ZM87 129H89V130L87 131ZM91 129L93 130V132ZM181 129L183 132L180 131ZM221 129H222V131H221ZM117 130L118 129H116V131ZM131 130H132V132H134L135 135L131 132ZM159 130H160V132H159ZM98 131L100 133H98ZM156 131H157V133H155ZM57 132H58V136L56 135ZM96 132H97L98 136L95 134ZM136 132H138V133H136ZM179 132H180V134H179ZM260 132L262 133V135ZM139 133L141 134V137H140V135L137 136V134H139ZM109 134L110 133L107 131L108 136H109ZM208 134H205V135H208ZM99 135L100 136L103 135V136H101L99 138ZM118 135H120V134H118ZM153 135L149 134L150 137L152 136L151 138H153ZM196 135H198V136H196ZM129 136L133 137V139H135V140L133 141L132 138H130ZM136 136L139 139L134 138ZM149 136H147L143 139L144 141L146 140L145 143H143V140L141 139L143 145H140L142 143L139 144L140 145L139 147L143 153L142 156H146V154L150 155V153H149L150 151H148L149 149L148 148L146 149L145 148L146 146L144 145L147 143H150L153 145V143H151V140H150L151 138ZM213 136L215 139H217V141H218L217 143H215V141L213 140L214 139ZM84 137H85V135L83 136V138ZM197 137H199V138L197 139ZM188 138L191 140H189ZM209 138L212 140L211 142H209ZM53 139H52V141H49V143L51 142L50 144H52V142H53V144H56L57 138H55L56 140L54 139L55 141ZM155 139L153 138L154 141H155ZM159 139L164 140V141L167 140L166 144H165V142L163 144H160ZM202 139H203V142L205 141L204 145H203L202 141H200ZM101 140H102V142H101ZM172 141H174V142H172ZM113 142H114V144H113ZM199 142H200V144H199ZM208 142H209V144H208ZM43 143L47 144V145H45V148H41V146L43 147ZM99 143H101V144H99ZM157 143H155V144H157ZM189 143H191L192 146ZM111 144H112V146H111ZM188 144H189V146H188ZM210 144L213 146H210ZM102 145H103V148L101 147ZM135 146H138V144H136ZM141 146H144V149H142ZM148 146H150V145L148 144ZM203 146H206V147H203ZM208 146H210V147H208ZM124 147H123V150H125V151H123V152L124 153L129 152V154L126 155L127 157L129 156L128 160L131 163H135V160H137L136 158L140 154V152H139V154H136V151L130 152L128 149H126ZM136 148L139 149L138 147H136ZM47 149H45V151H47ZM50 149H51V147H50ZM51 150H53V149H51ZM118 150H120V149H118ZM143 150H145V151H143ZM137 151H139V150H137ZM49 152H47V153L50 154ZM52 152H51V154H52V156H54V151H52ZM134 153L136 154V158H135ZM144 153H146V154H144ZM191 155H194V156H191ZM146 157H148V155ZM48 167H49V170H48V168H46V170L43 171L41 178H39L37 180L27 179V183L30 187L29 198L32 199V203L34 204L33 205L34 208L32 211L25 210L23 208V206H24L23 203L14 201V199L9 200V198L6 201L2 202L3 204H1L2 206H0V264H106V261H104V259L109 255V249H110V239H109L110 234L109 233H110L111 222H110V211H109V209L107 207L104 209L99 208V209L93 210V211H91V210L88 211L89 209L88 210L84 209L83 212H87V213L83 214L82 211L77 210V206L75 203L74 204L72 203L69 207L59 206V207H54L52 209L49 207V204H51V202L53 200L50 196L46 195L45 190L49 187V185H51L52 187L57 188L59 191H62L63 193L66 192V193H70V194H76V193H78L77 188L80 186L79 187V193L82 194V196L84 197V201H86L87 197L90 195H96L97 196V195L104 194L107 196L109 193V183H111L110 181L114 177L112 182H113V184L115 182L117 183L119 180L116 177L119 178V175L117 176V174H116L114 176L115 173L109 172V174L106 173L104 175L98 176V174L96 173L97 176L99 177V179H97V180L95 179L94 174H93V176H92V174H88L89 177L87 175V177L84 176V178H83L82 172L79 175H75L76 172L69 173V175L67 173H60V174L58 173L59 175L57 174L58 175L57 176V175H55V172H56L55 168L56 167L54 165H51ZM51 167H52V169H51ZM10 170L11 169H9L7 171V173L4 175H7ZM50 170H52V171H50ZM45 172L46 173L48 172L47 174H49V175L46 176L47 174H45ZM50 172H53V173H50ZM52 174L57 176V177L51 178V176H53ZM70 174H72V175H70ZM107 174L110 176H108ZM90 175L92 178H90ZM114 180H118V181H114ZM9 181H10L9 176H7L6 178L0 179V196L2 198H5V196L3 195L4 191H5L4 187L7 183H9ZM64 185H68L70 187L65 189L62 187ZM74 209H76V210H74ZM186 215H192V214H188V213L180 214V217L183 219H180L177 221V226L179 228H182V227L188 228L195 223V221L192 222L189 218H187ZM201 215L202 214H200V213H198V214L196 213L195 216H193V218H197V217L199 218L198 224H200V225H208V226L225 225L226 227H231V226H236V224L238 223L237 221H236V223L233 221L235 218V215L236 216L238 215L236 212H228L227 211L224 213L222 212L220 214L219 213L218 214H212L211 215L212 217H214V218L217 217L216 219H214L212 221H210L206 218H202ZM203 216H205V214ZM230 218H233V219H230ZM244 223L246 224V227L249 229L250 232L259 234L260 246L262 247V249H264V214H262L261 218H259L257 216V218H255L253 220H248ZM261 255H262V257L260 258V261L258 262V264H264V253Z\"/></svg>","mask_w":264,"mask_h":264}]
</instances>
